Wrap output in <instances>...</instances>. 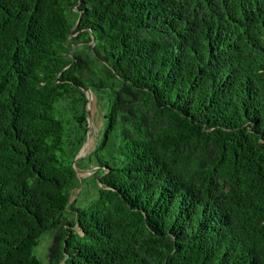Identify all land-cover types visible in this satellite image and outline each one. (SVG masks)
Returning a JSON list of instances; mask_svg holds the SVG:
<instances>
[{"label": "trees", "instance_id": "trees-1", "mask_svg": "<svg viewBox=\"0 0 264 264\" xmlns=\"http://www.w3.org/2000/svg\"><path fill=\"white\" fill-rule=\"evenodd\" d=\"M0 264H264V0H0Z\"/></svg>", "mask_w": 264, "mask_h": 264}, {"label": "rangeland", "instance_id": "rangeland-1", "mask_svg": "<svg viewBox=\"0 0 264 264\" xmlns=\"http://www.w3.org/2000/svg\"><path fill=\"white\" fill-rule=\"evenodd\" d=\"M89 108V130L86 140L78 154L77 187L73 191L72 199L76 205L86 206L99 195L100 183L95 174L97 168L96 156L93 153L97 142L102 140L106 127L104 116L108 109V97L101 92L87 90ZM54 232L48 230L42 234L40 243L35 247V254L44 262L48 261L49 247L53 242Z\"/></svg>", "mask_w": 264, "mask_h": 264}, {"label": "water", "instance_id": "water-1", "mask_svg": "<svg viewBox=\"0 0 264 264\" xmlns=\"http://www.w3.org/2000/svg\"><path fill=\"white\" fill-rule=\"evenodd\" d=\"M87 110H88V114H89V108H88V106H87ZM77 159H78V155L76 156L74 162H75Z\"/></svg>", "mask_w": 264, "mask_h": 264}]
</instances>
